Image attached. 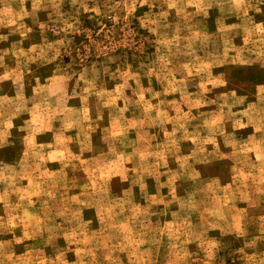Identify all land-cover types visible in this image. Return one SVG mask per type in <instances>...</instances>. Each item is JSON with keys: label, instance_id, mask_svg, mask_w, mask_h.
I'll return each mask as SVG.
<instances>
[{"label": "rangeland", "instance_id": "rangeland-1", "mask_svg": "<svg viewBox=\"0 0 264 264\" xmlns=\"http://www.w3.org/2000/svg\"><path fill=\"white\" fill-rule=\"evenodd\" d=\"M0 264H264V0H0Z\"/></svg>", "mask_w": 264, "mask_h": 264}]
</instances>
